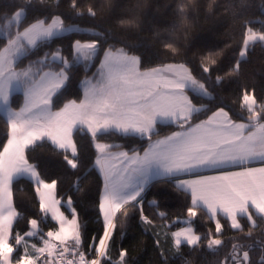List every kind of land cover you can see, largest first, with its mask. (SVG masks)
Instances as JSON below:
<instances>
[{"label":"snow or ice","instance_id":"obj_1","mask_svg":"<svg viewBox=\"0 0 264 264\" xmlns=\"http://www.w3.org/2000/svg\"><path fill=\"white\" fill-rule=\"evenodd\" d=\"M41 4L39 15L32 0H15L14 7L0 13L5 30L0 37V109L6 117V136L0 140V264H127L128 249L115 246L118 220L136 213L152 225L146 196L165 182L186 199L185 219L173 222L186 226L164 233L176 253L186 245L216 254L215 264H264V242L258 261L245 250L255 245L231 242L252 238L253 229L264 233V88L258 96L255 85L241 83L233 106L216 92L227 81L242 80L249 53L264 47V21H256V27L242 19L234 62L219 75L216 52L188 57L182 41L191 18L201 9L212 14L215 0H173L170 26L163 34L153 30L163 53L154 66H145L132 51L141 44L117 40L109 29L67 23L63 12L54 14ZM144 6L145 0H135L121 13L111 0H68L77 18L95 19L111 10L122 31L140 27L138 13ZM70 33L88 38L74 39L67 49H51ZM81 68L91 75L77 82L79 91L73 94L69 89ZM16 93L21 95L14 101ZM77 132L90 138L98 177L101 228L91 235L78 205L71 197H58L59 181L45 178L30 155L34 147L49 143L68 168L78 170ZM110 137L130 143L103 142ZM25 177L32 183L38 216L28 218V230L21 233L16 225L25 217L14 184ZM147 203L159 207L156 199ZM201 212L213 225L202 234L195 227ZM156 215L168 219L166 212ZM45 220L54 222L47 231L41 227ZM228 230L243 235L226 241L222 237ZM155 243L163 257L168 249L159 239Z\"/></svg>","mask_w":264,"mask_h":264},{"label":"trees","instance_id":"obj_2","mask_svg":"<svg viewBox=\"0 0 264 264\" xmlns=\"http://www.w3.org/2000/svg\"><path fill=\"white\" fill-rule=\"evenodd\" d=\"M135 0H111L114 7L119 12H127L128 7ZM34 5V14L39 15L42 9L41 0H32ZM173 0H145V6L139 11L140 27L128 31H122L118 26L119 17L111 10L105 9L104 12L93 19L90 17L77 18L71 15L68 7V0H43V6L50 8L54 14L63 12L66 16V22L77 24L80 28L91 29L93 31L110 30V35H114L117 40H123L131 44H141L138 49H133L135 54L142 56L145 66H154L160 63L162 45L153 39L154 31L158 30L161 34L170 26L172 20L170 5ZM216 8L212 14H207L201 9L198 15L191 18V27L187 35L182 37L186 47L183 51L188 57H199L208 51L216 52L221 71L216 74L223 75L228 67L234 62L235 52L239 48L241 39V21L250 20L254 26L260 27L256 21H264V0H215ZM15 5V0H0V13L5 9L10 10ZM57 5L59 7H57ZM2 27V24H0ZM4 34L0 33V37ZM87 39L88 37L67 34L56 40L51 49L63 47L67 49L74 39ZM116 42V41H110ZM118 46H123L122 44ZM48 50V49H45ZM42 55V53H41ZM67 55V52H65ZM94 71V69H93ZM85 75H91V72L85 73L83 68L76 72L73 86L69 91L73 94L79 91L77 82L82 80ZM241 83L255 85L258 96L261 89L264 88V47L255 46L249 53V57L243 64L242 80H230L223 86L218 87L216 92L224 103L230 106L238 102V90ZM14 101L19 99L20 93H16ZM5 114L0 112V140L6 136V126L4 124ZM81 157V167L78 170H71L63 161V154L49 143L40 144L30 151V155L41 166V171L45 178L57 179L59 181L57 194L58 197H71L78 205L80 219L87 226L85 231L91 235L95 234L101 228L96 212V199L98 190V177L92 168L94 151L90 138L86 133L75 134ZM103 142L128 144L130 141L119 137L106 138ZM162 190L163 197L156 195V192ZM14 198L19 208L24 213V219H21L16 225L17 230L23 233L27 231V219L38 216L36 197L33 192L32 183L28 178H21L14 184ZM152 199L159 201V207H151L147 203ZM186 199L183 194L178 193L170 183H160L155 186L149 195L146 196L145 211L153 219L152 225H146L139 220L136 213H133L126 221L121 218L118 220L117 232L114 236L115 246L128 249L129 259L127 264H215L218 259L207 249L193 251L188 246L181 247L179 253H176L170 241H167L164 233L175 231L182 227L183 223H173L178 219L182 221L185 218ZM163 211L168 214V219L159 218L156 213ZM247 223V221H242ZM42 225L46 228L53 227L54 222L45 220ZM171 226V227H169ZM195 227L199 233H204L213 225L208 221L207 216L201 212ZM243 234L232 230L225 232L222 237L226 241L229 237H238ZM156 239L161 241V247L167 248L161 256L160 249L155 243ZM232 243H244L255 245L250 250L253 260L258 261L262 255L260 242H264V233L260 229H253V236L246 240H233ZM230 247V245L228 246ZM228 248H225L219 254L223 256ZM115 258V251L113 250Z\"/></svg>","mask_w":264,"mask_h":264},{"label":"rangeland","instance_id":"obj_3","mask_svg":"<svg viewBox=\"0 0 264 264\" xmlns=\"http://www.w3.org/2000/svg\"><path fill=\"white\" fill-rule=\"evenodd\" d=\"M74 25H76L77 27H80L79 25H77V24H74ZM0 33L1 34H5V30H4V28L3 27H0ZM135 54V53H134ZM90 76V75H89ZM4 113V112H3ZM108 143V142H107ZM64 210H65V212L67 213L68 211H69V209L65 206V208H64ZM183 219H185V218H183ZM182 219V220H183ZM184 226H186V225H183L182 227H184ZM41 227L44 229V231H47L48 230V228H46V227H44L42 224H41ZM177 230V229H176ZM36 239L37 238H31V242H36Z\"/></svg>","mask_w":264,"mask_h":264},{"label":"crops","instance_id":"obj_4","mask_svg":"<svg viewBox=\"0 0 264 264\" xmlns=\"http://www.w3.org/2000/svg\"><path fill=\"white\" fill-rule=\"evenodd\" d=\"M3 27V26H2ZM0 112H2L3 113V110L2 109H0Z\"/></svg>","mask_w":264,"mask_h":264}]
</instances>
